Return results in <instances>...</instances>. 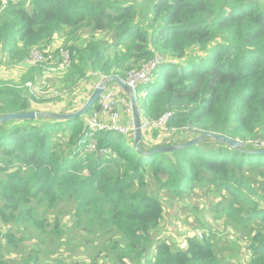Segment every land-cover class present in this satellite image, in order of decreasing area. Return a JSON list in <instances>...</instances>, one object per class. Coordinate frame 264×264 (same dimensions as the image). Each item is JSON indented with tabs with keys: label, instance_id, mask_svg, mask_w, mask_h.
Returning a JSON list of instances; mask_svg holds the SVG:
<instances>
[{
	"label": "trees",
	"instance_id": "16d2710c",
	"mask_svg": "<svg viewBox=\"0 0 264 264\" xmlns=\"http://www.w3.org/2000/svg\"><path fill=\"white\" fill-rule=\"evenodd\" d=\"M58 38L64 47L52 46ZM33 48L70 52L65 87L125 77L162 57L137 103L149 120L172 112L169 127L180 134L166 141L154 130L136 146L115 132L91 136L80 116L27 115L45 110L35 108L47 100L34 88L49 62L27 65L24 85L0 80V117L21 115L0 121V220L11 229L0 264H264V154L210 137L146 153L205 132L264 140V0L11 2L1 15L0 63L6 55L24 62ZM196 191L217 198L214 218L240 231L227 255L216 251L211 227L202 240L189 235L186 249L156 239L166 199L176 205Z\"/></svg>",
	"mask_w": 264,
	"mask_h": 264
},
{
	"label": "rangeland",
	"instance_id": "374dc122",
	"mask_svg": "<svg viewBox=\"0 0 264 264\" xmlns=\"http://www.w3.org/2000/svg\"><path fill=\"white\" fill-rule=\"evenodd\" d=\"M10 3L4 5L3 2L0 0V22H1V15L5 8ZM103 36V35H99ZM87 36L84 34L82 35V38L85 39ZM64 39H61V42H63ZM61 42L59 45H57V48L59 46H62ZM65 45V43H63ZM7 53V52H5ZM2 63H0V67L8 68L10 69L12 66L17 68L20 63H17L15 60H12V57L6 55V58L3 57L1 60ZM25 62V61H24ZM181 62L177 63L178 67H181ZM55 65L52 63V68H54ZM13 69V68H12ZM66 71H60V70H50V72H46L42 76L41 84H39V87H35L34 91H38V97L41 99H46L47 102L44 104H38L35 106L37 109H45L43 111H52L54 109H57L55 106L56 104L53 103L55 100H58L59 98H71L73 95V98L79 97L80 99L83 97L85 101H87L92 92L94 91L91 89L90 93H87V95L83 96L82 91H80V88L82 86V82L87 78L83 79L82 81H79L75 85H70L68 87H65V84L63 82V79L65 78ZM2 79V78H1ZM0 79V80H1ZM102 80H105L106 78L101 77ZM6 81L11 79H6ZM4 81V80H1ZM101 81V80H100ZM15 83L24 85L22 83V77L19 81H14ZM114 83V82H113ZM112 83V84H113ZM99 84V83H98ZM96 85V87L98 86ZM95 87V88H96ZM94 88V87H93ZM138 97L143 101V95L144 92L142 89H138ZM79 99V100H80ZM153 130L151 131V133ZM180 132H176L175 135H179ZM172 137V135H170ZM212 142L209 143H203L201 146L203 147L204 151H209V145H211ZM217 198H214L212 194H206L203 191H196V194L192 196L191 199H186L185 201H179L178 204H174L173 201L166 199L165 203V217L161 224V228L157 230V235L160 236L162 239H167L171 242H173L177 247L179 246L180 242L182 241L184 236L187 235H195L197 230L200 231H206V227H211L215 230L217 239L216 242V251L220 253V255H227L229 250H227V245L230 246V244H233L234 237L239 239L240 231H237L234 229L231 225L226 224V221L221 218H214L215 212L210 210L209 208L213 207L216 203ZM50 216V214L48 215ZM73 215L69 214L64 217V222L67 223L68 226L71 225V222L73 221ZM10 229V224H5L0 220V250L6 251V243L5 240H3L4 235L6 232ZM78 233H75L77 237L80 236V234H84V231L78 230ZM242 232V231H241ZM73 234V233H72ZM160 234V235H159ZM20 235V234H19ZM98 242V240H97ZM95 242V243H97ZM245 241L241 242L244 243ZM184 243V240L182 241ZM71 245H76L77 240L71 241ZM27 247L20 248V254L25 255V253H28V250H25ZM81 254L85 255L86 251L84 248H81L79 250ZM19 254V255H20ZM65 256L68 257V253H64ZM13 258H16L14 255ZM68 259V263L72 264L73 261L70 258ZM82 257L79 259L81 260Z\"/></svg>",
	"mask_w": 264,
	"mask_h": 264
},
{
	"label": "built area",
	"instance_id": "2783aa9c",
	"mask_svg": "<svg viewBox=\"0 0 264 264\" xmlns=\"http://www.w3.org/2000/svg\"><path fill=\"white\" fill-rule=\"evenodd\" d=\"M1 1L4 5H6L11 2L15 3L18 0ZM45 62H49L51 64V66L46 71L47 73L50 72V70L64 71L70 67L71 55L70 52L65 48L60 51L58 58L52 52L44 53L38 48H33L30 50L29 55L24 63L28 66H35ZM162 62V57L156 56L147 64L143 65L141 69L129 71L125 77H120V81L130 87L133 94H135L137 98L138 87L140 85L149 83L153 79L155 71ZM52 63L55 65L54 68H52ZM27 84L29 86L32 85L31 82ZM96 103L97 107L91 110L89 114L83 118L84 122L89 128L91 136H93L94 133L98 131H109L119 133L122 136L135 141V119L134 109L131 101L126 102L124 99H122L118 90L114 87H111L109 84L101 93ZM119 107H122V110H120ZM172 117L173 114L170 111L163 113L156 120H149L143 117L141 114V127L143 133L149 134L152 130H155L159 131L162 135L175 134L178 130L176 128L169 127V122L171 121ZM237 141L241 146L244 147H250L255 150L264 149V140L249 139L246 141ZM89 149H96L95 142H90ZM188 236L189 235L183 237L182 241L184 240V243H182V241L180 242L179 247L181 249H186L188 247L186 240ZM194 236L202 240L204 238L203 231L197 230Z\"/></svg>",
	"mask_w": 264,
	"mask_h": 264
},
{
	"label": "water",
	"instance_id": "95a60500",
	"mask_svg": "<svg viewBox=\"0 0 264 264\" xmlns=\"http://www.w3.org/2000/svg\"><path fill=\"white\" fill-rule=\"evenodd\" d=\"M116 82L118 83L126 92L129 93L130 98H131V102L133 105V109H134V119H135V145L138 146L140 145L142 139H143V131H142V127H141V114H140V110L138 107V103H137V98L135 96V94H133L132 90L130 89V87H128L126 84H123L120 81V77H111V78H107L104 81H102L92 92L90 98L88 99V101L82 106L80 107L78 110L73 111V112H69V113H62V112H52V111H41V112H32L29 113L27 115H44V116H50V117H54L57 119H69V118H73V117H82L84 118L85 114L88 113V111L93 107V105L97 102V100L99 99L101 93L104 91V89L111 83ZM120 110H122V107H119ZM21 117V115L19 114H11V115H7L5 117H0V121L3 120H11V119H17ZM213 138L219 141H222L226 144L231 145L232 147H238L240 146V143L237 140L231 139L225 135L222 134H216V133H212V132H205L202 133L200 136H198L197 138H194L192 140H189L185 143L182 144H178L175 146H169V147H159V148H154L151 149L149 151H147L146 153L148 154H154V153H158V152H172L175 151L179 148H186V147H190L193 145H198L201 142H203L206 138ZM254 153L256 154H264V149H257L254 150Z\"/></svg>",
	"mask_w": 264,
	"mask_h": 264
},
{
	"label": "crops",
	"instance_id": "0c3cea01",
	"mask_svg": "<svg viewBox=\"0 0 264 264\" xmlns=\"http://www.w3.org/2000/svg\"><path fill=\"white\" fill-rule=\"evenodd\" d=\"M61 42V38L55 39V41L52 43V46L57 47L59 43ZM13 68V69H12ZM29 67L23 62L20 63V65L15 68L11 67L10 69L8 68H3L2 66L0 67V79L5 80L6 79H11V81H19L21 77L23 78L24 75L26 74L27 70ZM102 79L98 76L92 75L90 77H87L86 81L84 80L82 82V86L80 88V91H82L83 96L87 95V93H90L91 89H95L96 85L100 83ZM10 81V80H8ZM111 87H114L118 90L120 93V96L122 99H124L126 102L131 101L130 95L128 92H126L120 85H118L116 82L113 84H110ZM94 87V88H93ZM92 92V91H91ZM79 97L73 98V95L71 98L63 97L59 98L58 100H55L53 103L56 104V108L52 110V112H62V113H69L78 110L80 107H82L87 101L82 97L80 100ZM74 106V107H72ZM167 139L166 141H169L172 137L170 135H164L163 139ZM160 235V234H159ZM156 239H160V236L156 235Z\"/></svg>",
	"mask_w": 264,
	"mask_h": 264
}]
</instances>
